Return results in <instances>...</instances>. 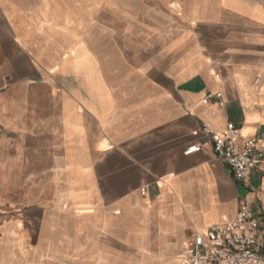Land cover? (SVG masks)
Listing matches in <instances>:
<instances>
[{
    "label": "crops",
    "instance_id": "0c3cea01",
    "mask_svg": "<svg viewBox=\"0 0 264 264\" xmlns=\"http://www.w3.org/2000/svg\"><path fill=\"white\" fill-rule=\"evenodd\" d=\"M136 1L95 47L92 0H0V69L23 85L0 93V197L21 209L0 264H126L127 244L130 264H182L245 202L264 240V166L238 180L212 135L264 132V0H165L164 31Z\"/></svg>",
    "mask_w": 264,
    "mask_h": 264
},
{
    "label": "built area",
    "instance_id": "2783aa9c",
    "mask_svg": "<svg viewBox=\"0 0 264 264\" xmlns=\"http://www.w3.org/2000/svg\"><path fill=\"white\" fill-rule=\"evenodd\" d=\"M204 101L225 104L222 92H208ZM212 135L217 158L238 180L249 183L254 172L264 166V132L243 136L239 127L229 122L225 133ZM141 191L145 194L146 188ZM182 264H264L263 230L256 208L245 202L229 220L195 230Z\"/></svg>",
    "mask_w": 264,
    "mask_h": 264
},
{
    "label": "rangeland",
    "instance_id": "374dc122",
    "mask_svg": "<svg viewBox=\"0 0 264 264\" xmlns=\"http://www.w3.org/2000/svg\"><path fill=\"white\" fill-rule=\"evenodd\" d=\"M92 16L87 22V26L83 23L81 26L83 33H87L88 40L90 44L95 47H100L102 45H117L122 39L123 42V31L128 29L130 26V21L123 19V9H126V14L131 11V7L134 6L135 0H92ZM138 8H147V13L152 14L150 18L155 20L159 25V29L163 30L166 27V4L165 0H137ZM122 12V13H121ZM177 12V10H175ZM176 15V13H174ZM149 18V19H150ZM147 19V20H149ZM176 23V21L174 22ZM120 35V37H119ZM122 35V37H121ZM14 84H10L11 73H6L5 70L0 69V93H5L8 82V87L15 99H21L23 95V85L22 79L18 81L14 78ZM34 88L36 85L33 86ZM26 97L29 94L25 93ZM1 189L7 191V182L0 181V192ZM3 197H0V222L6 219L10 220L15 217H20V208L12 209L11 202L13 199H17L10 191L7 192ZM135 250V246L132 244H127L126 246V264H130L127 257H132V253Z\"/></svg>",
    "mask_w": 264,
    "mask_h": 264
}]
</instances>
